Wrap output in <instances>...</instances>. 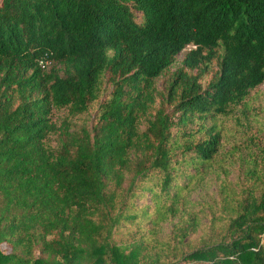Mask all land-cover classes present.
Returning <instances> with one entry per match:
<instances>
[{"label":"trees","instance_id":"1","mask_svg":"<svg viewBox=\"0 0 264 264\" xmlns=\"http://www.w3.org/2000/svg\"><path fill=\"white\" fill-rule=\"evenodd\" d=\"M262 83L264 0H0V264H264V163L222 185L216 232L189 239L186 206L219 119ZM104 86L95 123L75 127ZM180 213L154 238L170 254L149 251Z\"/></svg>","mask_w":264,"mask_h":264},{"label":"rangeland","instance_id":"2","mask_svg":"<svg viewBox=\"0 0 264 264\" xmlns=\"http://www.w3.org/2000/svg\"><path fill=\"white\" fill-rule=\"evenodd\" d=\"M184 53L185 51L176 56L170 71L181 65L180 62L184 57ZM214 69L215 65H213L212 71ZM212 71L201 78L204 86L212 78ZM165 75L168 76L169 73ZM163 81V77L156 79L158 88H162ZM108 92L109 88L107 86L102 87L100 97L90 106L88 111L72 118L73 125L75 127L82 125H86L89 128L92 127L95 123V113L98 104L106 97ZM63 116H65L63 110L55 111L54 120L59 122ZM219 120L221 147L208 167V175L203 185L193 188L187 194L190 201L186 204L187 212H196L199 218L197 230L189 237L191 240L199 238L203 232H206L205 235L208 232L214 233L217 231V227H222L225 224L226 220L220 219V216L225 214L221 209V205L225 202L222 199V185L240 191L250 180H253L255 175H258L259 169L264 163V83L250 91L245 103L240 105L233 114L225 118L222 117ZM144 126V124H141V127L144 128ZM144 201L150 203L149 198L141 200L139 203ZM227 203H230L229 198ZM150 211V216L154 218V212ZM184 216L186 214L180 213L175 217L158 221L153 228L154 233L150 234L147 240L148 250L152 252L154 250L153 247L157 245V249L163 248L164 255H169V247L167 245H158L154 238L167 239L176 230L178 220L181 222L184 220ZM181 217L183 219H180ZM141 220L142 222L138 225L128 223L121 226L116 231L115 238L128 239L137 226L152 227L148 217H144ZM135 222H138V220ZM211 223H214V228L210 230ZM140 231H143V228Z\"/></svg>","mask_w":264,"mask_h":264}]
</instances>
